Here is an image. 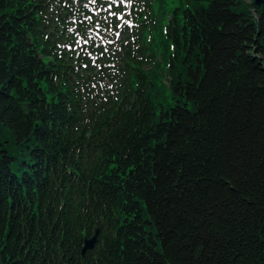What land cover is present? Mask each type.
Wrapping results in <instances>:
<instances>
[{"label": "trees", "instance_id": "16d2710c", "mask_svg": "<svg viewBox=\"0 0 264 264\" xmlns=\"http://www.w3.org/2000/svg\"><path fill=\"white\" fill-rule=\"evenodd\" d=\"M103 2L0 0V264H264V0H133L96 69Z\"/></svg>", "mask_w": 264, "mask_h": 264}, {"label": "rangeland", "instance_id": "374dc122", "mask_svg": "<svg viewBox=\"0 0 264 264\" xmlns=\"http://www.w3.org/2000/svg\"><path fill=\"white\" fill-rule=\"evenodd\" d=\"M123 7L124 8L122 9V12L117 15L123 18L121 20H117L119 27L114 28L113 25L111 24L110 27L107 28L110 30H104L103 34L100 35L102 38H106L105 40L106 43L103 41L102 42L99 41V43H104L102 45V50L104 54H106L109 57L112 56L113 53H115V49H119L120 44L122 42L125 43V42H128L129 40L134 39L135 32L138 30V27L136 26V24H134V21L132 20V16L127 13L126 3L125 5H123ZM125 21H127V23H125ZM159 29L160 28L158 26V30ZM117 31L121 33V36L119 39H117L115 35ZM99 38L98 40H100ZM107 41H113V43H107ZM105 49H107V51H105Z\"/></svg>", "mask_w": 264, "mask_h": 264}, {"label": "snow or ice", "instance_id": "6c2138e0", "mask_svg": "<svg viewBox=\"0 0 264 264\" xmlns=\"http://www.w3.org/2000/svg\"><path fill=\"white\" fill-rule=\"evenodd\" d=\"M93 2H95V0H93ZM115 2H116V0H108V8H106L105 10H110V9L112 8V5H113ZM121 2H123V0H121ZM85 6H86V5H85ZM109 14L115 16L116 20H121V19H123L122 17L117 16V15L115 14V12H111V11H110ZM87 19L91 20V17H88ZM125 23H127V21H125ZM117 27H119V25H117ZM106 30H110V29H106ZM68 31L71 32L72 29L69 28ZM115 35H116L117 39H119L120 36H121V33L117 31V32L115 33ZM83 42H84L85 44L88 43L87 40H84ZM80 43H81L80 40H77V41H76V44H77L78 46L80 45ZM107 43H113V41H107ZM105 51H107V49H105ZM93 62L95 63V60H94ZM96 66L99 67V65H96Z\"/></svg>", "mask_w": 264, "mask_h": 264}, {"label": "water", "instance_id": "95a60500", "mask_svg": "<svg viewBox=\"0 0 264 264\" xmlns=\"http://www.w3.org/2000/svg\"><path fill=\"white\" fill-rule=\"evenodd\" d=\"M260 0H255V3L258 4ZM98 230L95 231L94 236L89 239H84V246L81 250V255L83 256L87 250H90L94 247L97 242Z\"/></svg>", "mask_w": 264, "mask_h": 264}]
</instances>
